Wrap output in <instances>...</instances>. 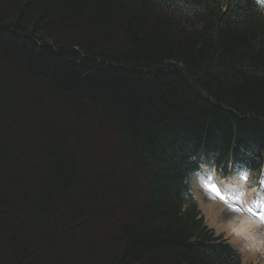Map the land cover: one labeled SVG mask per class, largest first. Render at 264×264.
Segmentation results:
<instances>
[{
	"label": "trees",
	"instance_id": "trees-1",
	"mask_svg": "<svg viewBox=\"0 0 264 264\" xmlns=\"http://www.w3.org/2000/svg\"><path fill=\"white\" fill-rule=\"evenodd\" d=\"M202 167L264 173V3L0 0V264H242Z\"/></svg>",
	"mask_w": 264,
	"mask_h": 264
},
{
	"label": "bare ground",
	"instance_id": "bare-ground-1",
	"mask_svg": "<svg viewBox=\"0 0 264 264\" xmlns=\"http://www.w3.org/2000/svg\"><path fill=\"white\" fill-rule=\"evenodd\" d=\"M224 187L232 200L223 196L212 197L209 192L204 198L197 197L207 224L225 233L230 245L242 254L245 261L244 257L248 261L264 262V191L258 195L256 192L260 190L253 191L254 188L236 178L231 184L224 183Z\"/></svg>",
	"mask_w": 264,
	"mask_h": 264
},
{
	"label": "rangeland",
	"instance_id": "rangeland-1",
	"mask_svg": "<svg viewBox=\"0 0 264 264\" xmlns=\"http://www.w3.org/2000/svg\"><path fill=\"white\" fill-rule=\"evenodd\" d=\"M245 175L247 177L246 179L244 178ZM227 176H228L227 178H224V181L222 179H221V181H218V178L222 177V176H220L219 174H216L215 178H216L217 184H219L220 186H223L224 183L231 184L232 181H233L234 175H227ZM235 178L238 179L241 182L247 183V185H249L252 188H257L260 191H264V176H262V178H259L260 181H261L260 184H259V182H256L254 180V175L253 174H241V173H238ZM251 190H254V189H251ZM207 192H209L212 197H217V196L222 197V195H220V193H218L217 190L214 188V181L212 180L211 171H209L208 168L203 167V175L200 176V177H195L194 176L192 178V180H191V193H192V196H193V198L195 200V203H196V206H197V210L200 212V214H201V216H202V218L204 220V223L208 227V229L211 230L214 233L215 236L221 237L224 241H226L227 243L231 244L228 236L225 233L219 232V231H217L213 227H210L207 224L206 218H205L203 212L199 208V203H198L197 197L198 198H202V197L204 198V196H205L204 194L207 193ZM239 254L241 256L242 264H264V262H260L259 263V261H257V262L256 261H251V260L248 261L247 257H244L247 260V261H245L243 259L242 254L241 253H239Z\"/></svg>",
	"mask_w": 264,
	"mask_h": 264
},
{
	"label": "snow or ice",
	"instance_id": "snow-or-ice-1",
	"mask_svg": "<svg viewBox=\"0 0 264 264\" xmlns=\"http://www.w3.org/2000/svg\"><path fill=\"white\" fill-rule=\"evenodd\" d=\"M260 2H261V3H264V0H260ZM244 178H245V179L247 178L246 175H245ZM233 210L235 211V210H238V209H233Z\"/></svg>",
	"mask_w": 264,
	"mask_h": 264
}]
</instances>
